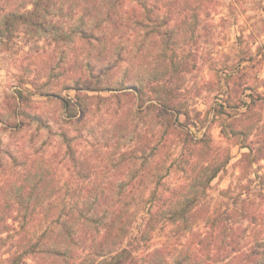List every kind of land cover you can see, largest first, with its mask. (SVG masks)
I'll return each mask as SVG.
<instances>
[{"label": "trees", "instance_id": "trees-1", "mask_svg": "<svg viewBox=\"0 0 264 264\" xmlns=\"http://www.w3.org/2000/svg\"><path fill=\"white\" fill-rule=\"evenodd\" d=\"M67 1L71 0H0V45L7 46L23 29L49 33L51 27L57 41H67L65 36L73 33L74 40L87 39L99 46L111 40L110 28L104 26L107 21H117L118 13L112 11L111 1L75 0L77 4L71 5V10L77 12L78 24L70 23L66 26L69 32H59L52 24L58 18L55 13ZM198 1L166 2L165 23L169 27L163 36L171 53L166 60L173 67L175 48L181 40L178 31L196 26L195 21L189 24V15L195 16L200 10ZM142 8L146 12L147 6ZM142 18L152 22L144 13ZM128 21L142 24L136 13ZM101 55L91 54L85 59L84 67L93 84L87 82L84 89L97 94L114 92L115 97H142L139 80L128 84L109 76L121 65L122 54ZM179 71L174 67L159 72L167 79L156 83L153 102L144 109L152 114L155 126L157 154L153 171L138 178L132 175L128 185L117 193L79 186L86 180L93 184L97 181L74 171L88 164L87 156L76 148L79 136L60 134L64 156L71 162L66 178L54 166L52 157L46 158L41 150L27 153L22 159V154L9 152L7 162L0 159V264H264V167L252 170L264 160V129L257 126L251 132L240 127L255 107L264 106V95L250 96V104H232L233 100L227 99L225 105L212 109L213 120L225 119L222 135L241 139V148L247 152L238 163L242 175L224 193L228 202L206 207L208 190L229 165L231 156L214 147L208 128L198 137L209 116L182 107L180 87L174 81ZM155 79L152 76L149 81ZM18 96L21 102L17 106L25 101L23 92ZM83 102L79 98L72 104L77 108L72 117L81 115L77 123L88 113ZM133 111L141 112L137 108ZM22 115L26 123L43 125L38 115L17 114ZM183 116L185 121L181 122ZM15 126L20 127L18 123ZM247 134L254 139L249 141ZM120 155L123 162L133 160L132 150ZM251 173L255 179L250 178ZM169 226L175 228V240L183 234L184 244L179 249L169 245L168 240L162 247L153 248L155 234Z\"/></svg>", "mask_w": 264, "mask_h": 264}, {"label": "rangeland", "instance_id": "rangeland-1", "mask_svg": "<svg viewBox=\"0 0 264 264\" xmlns=\"http://www.w3.org/2000/svg\"><path fill=\"white\" fill-rule=\"evenodd\" d=\"M74 1L65 2L63 9L55 13L58 18H54L52 25L59 32L62 29L69 32L66 26L70 23L78 24L77 12L71 10V5L77 4ZM110 1L114 4L112 11L118 13L117 21L104 23L110 28L111 40L101 46L87 39L74 40V33L65 36L67 41H57L52 27L49 33L23 29L7 46L0 45V159L7 162L9 152L16 156L22 154V159L27 153L41 150L40 154L43 152L46 158L52 157L54 166L66 178L70 176L66 168L69 170L71 162L64 156L60 137L65 132L72 138L79 136L76 148L88 158L83 170L74 171L97 180L95 184L86 180L79 186L119 192L122 186L128 185L132 175L138 178L153 171L157 154L155 126L152 114L144 109L153 102L156 83L167 79L159 72L175 67L180 69L174 81L180 87L182 107L202 113L203 117L209 116L198 137L208 128L214 147L231 156L229 165L212 182L204 206L227 203L229 197L224 193L242 175L238 163L247 149L241 148V139L222 135L225 119L213 120L211 112L218 104L225 105L227 99H232V104H250V96L264 95V0H199L200 10L195 16L189 15V24L195 21L196 26L189 25L178 31L181 40L175 48L174 67L166 60L171 53L163 36L169 27L165 23L167 0H107ZM142 6H147L146 12ZM134 13L141 20V26L128 21ZM142 13L152 22L142 18ZM120 14H123L122 21ZM109 53L123 56L121 65L109 76L113 80H126L128 84L139 80L142 97L138 94L115 97L114 92L97 94L84 89L87 82L91 83L84 67L85 59L91 54L105 57ZM152 76H156L155 82L149 81ZM19 92L24 93L25 101L17 106L21 102ZM79 98L88 112L81 123H77L79 113L72 117L77 112L72 104ZM133 108L141 112L133 113ZM21 112L40 116L43 125L26 123L23 115L17 116ZM184 121L183 116L181 122ZM257 126L264 129V106L255 107L249 119L240 124L245 131ZM253 139V135H248L249 141ZM172 148L175 150V146ZM127 150L133 151L129 164L120 155ZM258 166L264 167V160L252 170ZM250 178L255 179V174L251 173ZM173 230L169 226L164 232H157L153 248H160L170 240L169 245L180 249L186 239L182 234L175 240Z\"/></svg>", "mask_w": 264, "mask_h": 264}]
</instances>
